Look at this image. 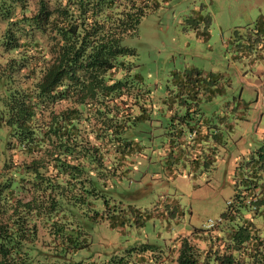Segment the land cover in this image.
I'll list each match as a JSON object with an SVG mask.
<instances>
[{
  "label": "trees",
  "instance_id": "1",
  "mask_svg": "<svg viewBox=\"0 0 264 264\" xmlns=\"http://www.w3.org/2000/svg\"><path fill=\"white\" fill-rule=\"evenodd\" d=\"M32 2H20L0 31V264H264V131L212 226L194 227L165 249L141 242L101 259H74L89 243L87 220L99 215L90 214L99 195L91 174L105 184L104 171L134 150L125 120L147 100L138 98L124 59L135 52L123 40L156 2ZM254 25L264 41V15ZM210 75L193 66L174 79L170 106L185 109L176 114L175 136L188 145L187 126L195 150L207 134L195 117ZM134 211L141 212L124 210Z\"/></svg>",
  "mask_w": 264,
  "mask_h": 264
},
{
  "label": "rangeland",
  "instance_id": "2",
  "mask_svg": "<svg viewBox=\"0 0 264 264\" xmlns=\"http://www.w3.org/2000/svg\"><path fill=\"white\" fill-rule=\"evenodd\" d=\"M23 1L0 0V15H10L0 19V31ZM155 2L135 33L123 40L135 52L124 59L131 64L138 98L147 100L144 109L125 120L134 150L116 162L114 170L104 171L105 184L91 174L99 182V195L92 198L90 214L96 210L99 215L87 220L89 243L74 259H101L141 242L165 249L177 236L217 220L234 192L240 168L262 139L264 41L255 38L259 32L254 21L264 15V0ZM204 28L205 36L198 33ZM193 66L213 74L197 98L195 120L207 132L198 150L190 144L194 135L187 126L188 145L176 139L175 130L182 125L176 114L185 109L175 102L170 106L174 79ZM128 206L141 212H124ZM108 212L115 217H107Z\"/></svg>",
  "mask_w": 264,
  "mask_h": 264
},
{
  "label": "built area",
  "instance_id": "3",
  "mask_svg": "<svg viewBox=\"0 0 264 264\" xmlns=\"http://www.w3.org/2000/svg\"><path fill=\"white\" fill-rule=\"evenodd\" d=\"M208 226H212L214 224V220H210L208 221V223H206Z\"/></svg>",
  "mask_w": 264,
  "mask_h": 264
}]
</instances>
